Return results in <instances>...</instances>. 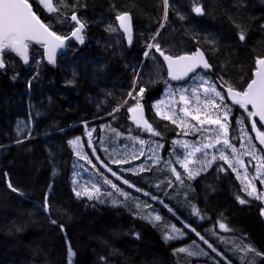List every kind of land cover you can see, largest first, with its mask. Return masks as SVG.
Returning <instances> with one entry per match:
<instances>
[{"label":"trees","instance_id":"1","mask_svg":"<svg viewBox=\"0 0 264 264\" xmlns=\"http://www.w3.org/2000/svg\"><path fill=\"white\" fill-rule=\"evenodd\" d=\"M29 1L42 20L62 36H68L73 29L71 23L61 22L72 14V9L65 4H76V14L86 21L87 27L84 44L71 42V50L68 48L66 54H61L55 66L45 62L43 48L38 45L30 48L35 60L32 59L29 68H25L15 54L4 56L7 64L10 62L14 67L0 72V264H68L69 247L75 253L73 264H198L208 261L186 253L174 254V250L183 245L179 241L182 236L164 240L168 230L166 218L182 223L165 208L161 198L152 200L123 183L128 180L138 188H147L140 182L146 172L131 170L124 174L121 171L131 166L128 162L113 163L112 172H116V176L108 171L109 167L104 166L106 170H103L122 186H129L130 208L77 198L72 186L76 154L68 141L84 135L82 124L95 128L100 141L105 131L101 126L114 120L120 121L119 131L126 135L117 136L116 142L110 144L109 133L107 146L130 143L127 137L131 133L132 137H147V132L141 133L134 127L127 112V107L134 103L127 94L133 91L137 73L141 83L136 85L135 91L140 86L147 89L142 103L149 123L161 135L164 129H172V134H165L170 137L169 142L180 136L177 127L157 115L152 105L169 85L176 90L188 83L170 84L162 58L154 48L147 49L146 43L152 42L150 37L159 29L156 39L166 54L179 56L194 53L199 48L213 66V73L207 74L210 80L220 89V77H223L242 91L253 78L256 58L264 57V30L261 29L264 0H198L204 8L202 16L192 11L194 0H169L167 20L162 0H81V3L65 0V4L53 0L54 6L61 10L60 15L48 13L37 0ZM176 11L186 19L181 20ZM121 12H129L133 18L131 45L116 20ZM236 24L246 29L243 42L239 40ZM109 25L118 30L107 31ZM206 36L218 42V51H213L206 43ZM145 51H149L148 57L144 56ZM39 58L41 63L37 64ZM17 73L18 79L12 80ZM29 79H33L31 88L26 83ZM152 80L157 83H148ZM125 99L128 105L114 114L115 118L110 116ZM225 102L230 103L227 97ZM238 113L239 118L244 116L240 109L233 113V127L237 126ZM245 122L248 135L253 137L251 121L246 119ZM18 125H26L28 131L18 132ZM18 140L22 143H17ZM237 141L239 143L240 139ZM107 155L111 161L126 160L121 152L110 151ZM101 156L105 159L104 154ZM133 164H138L137 159H133ZM237 180L236 199L238 194L244 195L241 180ZM9 181L23 195L13 192L8 187ZM203 181H196V186L197 190H203L197 199L204 209L213 215L224 213L234 231L237 227L252 233L264 252V221L260 212L264 208L263 200L249 201L245 195L248 203L237 205L230 195L231 180L225 178L218 182L207 177L213 184ZM201 183L205 184L204 189ZM214 185L216 191L212 193ZM46 195L47 212L43 207ZM116 196L126 201L120 192H116ZM142 200L161 209L159 212L154 209L161 216L160 222L154 225L135 214V204ZM175 212L178 217L185 215L178 208ZM191 223L200 228L198 222ZM18 228L22 231H17Z\"/></svg>","mask_w":264,"mask_h":264},{"label":"snow or ice","instance_id":"2","mask_svg":"<svg viewBox=\"0 0 264 264\" xmlns=\"http://www.w3.org/2000/svg\"><path fill=\"white\" fill-rule=\"evenodd\" d=\"M195 6L192 11L197 16H202L205 14L203 6H201L198 0H194ZM37 3L41 5L48 13H53L60 15V8L54 6L53 0H37ZM57 3L65 4V0H57ZM77 3H81V0H77ZM163 8H164V19L167 20L168 11L170 8L169 0H162ZM83 6V5H81ZM66 8L72 9V14L69 17L65 16V20H69L74 22V28L70 34V36H62L57 34V32L52 31L51 27L48 24H45L40 17L33 11L32 4L29 0H0V70H5L7 67H14L9 62L6 64L4 56L15 54V56L19 57L24 65L30 64V53L29 49L33 47V45H41L43 47V57L46 58L47 62L51 65H55L57 62L58 50L61 53L65 48H69L65 42L69 41L72 38H75L80 44H84V31L87 27L86 21L81 20L76 14V4L66 5ZM176 14L179 16L181 20L186 19L184 15H182L179 11H176ZM116 20L119 22V29L122 30V35L127 36V41L129 45L132 43L133 39V28H132V18L129 12H121L116 16ZM164 25L161 24V28ZM238 31V36L240 41H244L246 38V29L242 27L241 24H236ZM261 29L264 30V25H261ZM109 32H116L118 29L109 25L106 29ZM157 36H159V29L157 33L150 37L151 43H146L147 49H155L160 56L163 57L164 61L167 62L168 67V75L172 80H182L184 77H187L189 73H195L196 69H210L212 67L211 64L208 63L207 59L204 57V53L199 50L192 54H185L179 56L167 55L165 51L161 48L160 43L157 42ZM194 39L196 37H193ZM206 43H208L213 51H218V42L214 38L204 37ZM149 51H145L144 56H149ZM32 59L35 60V56H32ZM37 64L41 63V61L37 60ZM256 67L253 72V78L250 82L247 83V87L242 91L238 90L236 87L232 85L227 80H224L223 77H220L221 88L218 89L216 83L211 82L210 80H206L203 77H200V83L197 87L191 89L190 95L187 94V89H176L174 92H169L167 101L165 99H161L156 101L152 108L155 109L156 114L161 116L162 119L170 121L172 125H175L177 128L181 130L183 135H189L190 133L194 134H204V139L208 140L209 143L200 144L197 146L196 143L189 144L188 141L185 140H174L173 144L178 145L184 149L183 159L180 156L176 157L175 164H178L181 168L184 169L187 177L189 179H195L202 172H206L208 168L212 166L214 162L217 160L223 161L224 164H227L228 169H231L233 173L236 174L237 179L241 180L242 185H244V191L247 192L248 196H253L256 194L255 184L252 183L254 179H260L261 183H264V156H257V149L255 144H251L252 137L248 135L247 129L243 127L245 120H251V129L255 132V139L259 141L260 145H264V131H261L260 128L257 127V121L252 119L253 117H259V121L262 122V126H264V57H257L255 61ZM19 73L11 77L12 80L18 79ZM191 79H196L197 77L194 75L190 77ZM35 79V77H33ZM33 79H29L26 83L29 88H31ZM70 83H74L71 81ZM141 80L139 78V73H137V79L134 80L133 91L136 89V85L140 84ZM150 84H155L157 81L152 80L149 81ZM165 84H168V81H165ZM169 87H171L169 85ZM203 90V99L201 97L200 90ZM223 89V90H221ZM146 87L140 86L138 91H135V95L133 91H130L127 96L131 98L134 103L131 106L127 107V112L132 115L129 117L136 125L138 129L141 131H145L151 133L154 136H160L161 133L155 131L152 127V124L144 116V104L142 103L144 94L146 92ZM176 92L179 93V100H175ZM226 96L231 100V104L226 103ZM129 101L125 99L122 104L118 105L117 108L113 109L112 113H109L110 116L114 117V113L120 111V108L128 105ZM180 104L181 106L178 109V113L182 114L178 116L176 105ZM238 105L241 109H243L247 116H241L236 120V124L240 125L241 136L240 139L244 140L247 138L248 144H251L250 150H245L243 153L239 152V150L232 144L229 138V128H230V120L232 107ZM251 105L252 110L248 111V106ZM169 107L171 108V114H165L161 111V108ZM188 118H191L192 121L196 123L188 122ZM215 126V127H212ZM86 135L90 138L92 135V131H87V124H85ZM18 132L28 131L27 126L18 125ZM115 132V130H112ZM116 136L122 135L119 132H115ZM30 138V137H29ZM132 138V137H130ZM136 140L141 148L145 145L146 141L144 139H140L138 137L132 138ZM17 143H22V141L18 140ZM68 144L73 147L76 151V154L79 156V149L82 148V141L80 137H76L74 140H69ZM88 144L91 147L92 141L88 140ZM220 146V147H217ZM157 148L163 147L161 144H156ZM241 148H245V144H241ZM208 149H216L218 154H211L210 159ZM230 149V153L227 151ZM93 155H95V148L92 149ZM151 151V149H150ZM175 152V149L173 150ZM264 151V149L259 150ZM196 153H201L203 158L197 159ZM145 153L143 150L139 152V155H134V159H138L139 156H143ZM244 156L251 157V160L248 161L250 165L252 160L259 159V163L255 166V174L249 178L248 167L245 164L243 159ZM231 157V158H230ZM87 159V156L84 157ZM99 159V157H96ZM154 162H159V157L153 153V156L150 157ZM115 164L127 163V160L121 161L119 159H115L112 161ZM91 163V160H89ZM103 163V161H101ZM170 171L175 176L176 180L183 183V179L181 177L180 172L176 170L174 166H172L173 162H168ZM199 164L200 168L198 170H193L190 165ZM224 164H221L217 169L218 172H225L226 169ZM106 168L107 165H104ZM95 167V165H93ZM243 170L241 173L240 170ZM144 166H140V171H144ZM109 172H112L111 168H108ZM135 174V173H134ZM7 175V174H5ZM113 176L117 174L112 172ZM118 179H123L122 177H117ZM105 183L111 184L112 188L116 189L117 192H120L122 196L125 197V200L129 198V194L121 191L119 187L112 183V181L105 178ZM124 184H129L128 180H123ZM134 187V185H130ZM171 186V183L169 184ZM8 187L13 192H18L23 195L19 189L13 186V184L9 181ZM51 188V185H49ZM251 189V190H249ZM77 198L87 197L89 201H99L100 203H105L106 201L102 199V195L111 196V193H102L101 188L93 184L91 187H83L81 190L73 189ZM137 191H141L137 189ZM145 195H151L150 193H145ZM153 200L158 199L157 197H151ZM256 199H264V196L256 195ZM240 204H246L248 201L239 195L237 196ZM111 203L113 205L122 204V201H118L116 199H112ZM44 210L47 212L49 210V205L47 203V195L45 196V203L43 205ZM136 215H139L140 218L147 220L149 223L157 224V222L161 221V216L155 213V210L152 209V206L139 202L135 204ZM261 215H264V208L260 209ZM193 214L199 215L198 209L193 206ZM53 224L56 221H52ZM62 227V226H61ZM190 227V226H185ZM219 228L224 231H231L227 225L223 222L219 223ZM17 231H22L21 228L16 229ZM195 232V229H191ZM182 235V230L177 229L175 225L172 226L171 232L165 231L164 240L169 241L173 239H179ZM199 236V233H196ZM137 238L139 235L137 234ZM201 240H204L203 236H200ZM222 239V238H221ZM207 243V241H205ZM209 248L212 249L213 252H217L215 248L212 247L211 244L208 245ZM237 252H253L255 253V249L251 245L244 246L241 249L239 246L235 249ZM177 253H186L189 256H207L208 253L203 250H190L186 247H180L174 250V254ZM256 255H260L259 253H255ZM75 253L72 252L69 247V264H71L72 257ZM217 255L222 256V253H217ZM245 257H242L244 259ZM105 259V258H101ZM226 264H231L230 261H227V258H224ZM219 264V262H217Z\"/></svg>","mask_w":264,"mask_h":264},{"label":"rangeland","instance_id":"3","mask_svg":"<svg viewBox=\"0 0 264 264\" xmlns=\"http://www.w3.org/2000/svg\"><path fill=\"white\" fill-rule=\"evenodd\" d=\"M61 22L63 24L67 22L71 23V25L74 28V24L70 20L68 21L61 20ZM39 61H41L40 58H39ZM196 77L197 78L195 80L191 79L187 85H185L184 87H181L183 89H187L188 90L187 94L189 95L191 93V89L197 87V85L200 83V79H199L200 77H203L206 80H210L209 76H207V74L203 72H199L196 75ZM174 91L175 90L171 87L166 88L163 96L158 100L165 99L167 101L168 93L174 92ZM200 92H201V97L203 99V90L201 89ZM175 100L177 101L179 100L178 92H176ZM180 106H181L180 104L176 105L177 113H178V109ZM235 107L240 109L245 117L247 116V113L243 109H241L238 105H235L232 107L231 116L229 117V120L231 122V125L229 128V138L232 144H234L235 147L241 153H243L246 149L250 150L251 144H255L256 149L258 150L257 156L258 157L264 156L263 152L259 151V148L256 145L254 139H252L251 144H248L247 138H245L244 140L240 139L241 126L237 125V127L236 126L233 127L232 125V117L235 113H237V110H238V109H234ZM161 111L164 112L165 114H171L170 106L169 107L162 106ZM248 111H250L249 108H248ZM179 115H182V114L178 113V116ZM119 122L120 121L114 120L112 122L103 124L101 128H104L105 131L104 133L100 135L101 136L100 141L98 137L99 134H97V131L95 128H94L95 131H92L93 130L92 127H87V131H92V135L90 138L86 135V129H85L84 135H77L72 139L74 140L76 137H80L82 141V145H83L82 148L79 149L80 151L79 156L76 154V151L74 150L76 154V161L74 164L73 175H72V186L74 189L81 190L85 186L91 187L93 184H96L101 188L102 193L112 194L111 196L102 195L101 198L106 201L105 203H102V204H109L110 206H114V207L123 206L126 208H130L129 206H130L131 201L128 199L122 204H118V205H113L111 203L112 199H116L118 201H122V200H119V198H117L116 196L117 190L112 188L111 184L107 185V183H105L104 181H105V178H107L108 180L112 181V183L116 184L119 187V189H121V191L126 192L128 194H129L128 192L129 190L127 189V187H129L130 185H134V184L131 182V184L129 183V186L125 187V186H122L120 183L114 181L112 177L109 176V174L103 170V169L106 170V168H104V165L102 166L100 162V161H103V164L107 165L111 169H114L113 162L110 160L107 154L110 151L115 152V153L121 152L128 162L127 165L131 164V166L127 167L126 170H121L124 174H128L129 171L131 170L133 171L135 170L140 173L146 172L144 173L143 178L140 182L143 183L147 188L143 187L144 189H142V188L136 187L135 185L132 188L140 189L141 191H138L140 193H150L151 195H147L149 198L153 197L152 195H156V197L161 198L163 200L162 204H165V208L169 210L171 214L176 216L177 220L182 223L183 226L179 224L177 221H175L174 219H171L170 217L166 218L168 221V222L166 221L168 223V230L170 232L172 230L173 225H175L177 229L182 230V235H181L182 239L179 240L181 244H183L181 247H186L193 251L203 250L207 252L208 255L207 256L202 255L200 256V259L208 260L210 263H213V264H217V262H219V264H226V261L224 259L225 257L227 258V261L231 262V264H264V252L262 251L261 247L257 244L256 238L252 235V233H247L243 229H240L237 227H235V231H234L232 229V226H229L228 224H227V227L231 231H224L220 229L219 223L222 222V219L218 217L217 215H213L212 213H209V211L208 213L205 212L204 207L201 205V203H199V199H200L199 196L201 197L202 195H200V192L199 190H197V186H196V181L198 180V178L189 179L186 173L184 172V169L181 168L178 164L174 163L177 156H180L181 159H183V156H184V149L178 145H174L173 144L174 140H185V141H188L190 145L192 143H196L197 146H199L200 144L209 143L208 140L204 139V134L198 135V134L190 133L189 135L185 136L181 133V130L177 128L179 130V133H181V135L169 142L170 137H167V135L165 134H168V135L172 134L173 132L172 129H164L163 132L165 133H163L160 136H154L151 133L147 132L148 134L147 137L146 135L135 136L140 139H144L146 141L143 148H141L139 143L136 140L132 139L135 137H132L133 135L131 133L127 137L130 143L120 144V147L116 144L114 146H107L106 139L109 133H110L109 135L110 144H113V142H116L115 139L116 138L118 139V137L124 134L123 132H120L121 130L119 131V129H121L117 126ZM188 122L196 123L195 121H192L191 118H188ZM82 125L85 128V124H82ZM122 126H124V123L122 124ZM134 127H136V125H134ZM212 127H215V126H212ZM243 127L247 128L246 122L244 123ZM106 128L108 129L106 130ZM112 130H115V132H119L122 135L117 137L115 135V132H113ZM261 131H264V130H261ZM140 132L145 134V131L140 130ZM89 139H91L92 141L91 147L88 144ZM102 139H105V140H103L102 142ZM238 139H240L239 143L237 141ZM157 143L163 145V147L157 148L156 147ZM242 143L245 144V148H241ZM217 147H220V146H217ZM93 148H95V155H93V151H92ZM105 148H110L111 150L105 151L104 150ZM174 149H175V152L173 151ZM141 150H143L145 154L143 156H139V158L137 159L138 164H133V159H134L133 156L134 155L138 156ZM207 151L209 153V157H208L209 159L211 157V154H218L216 152V149H208ZM227 151L230 153L231 150L228 149ZM153 153H155V155L159 157L158 163L154 162L153 159H150V157L153 156ZM101 154H104L105 159L101 156ZM85 156H87V159L84 158ZM96 157H99V159H97ZM142 158L143 160L140 162ZM196 158L202 159L203 156L201 153H196ZM243 159L245 161V164L248 167L249 178H251L255 174V166L259 163V159L252 160V163L250 165L248 164V161L251 160V157L244 156ZM89 160H91V163H89ZM170 161L173 162L172 166H174L176 170L180 172L181 177L183 179V183L177 181L173 173L170 171L169 163H168ZM219 164H224V162L217 160L216 162L212 164V166L216 167ZM93 165H95V167H93ZM226 165L227 164H224V166ZM140 166H144L145 170L140 171ZM212 166L210 168H212ZM190 167L193 170H198L200 168V165L192 164L190 165ZM210 168H208L207 171H209ZM207 171L202 172V173H207ZM240 171L241 173H243L242 169ZM262 171H264V169H262ZM213 173L214 172H212L210 176H207L205 174L206 176L205 178L214 176ZM220 178H229V177L226 176V177H220ZM203 182L208 183L207 180H204ZM170 183H171V186H169ZM252 183L255 184L257 191L255 195L251 197L248 196V198H250L249 201H251V199L256 200L255 199L256 195L264 196V183H261L260 179H254L252 180ZM204 187H205V184L203 188ZM243 188H244V185H243ZM238 195L248 200L247 198L244 197L245 195H247V192L244 191V195H240V194ZM197 197L199 199H197ZM82 198H87V197H82ZM166 199H168V201ZM262 200L264 202V199ZM141 202L151 205L152 208L158 212L161 210L159 207H156L153 203L145 202L143 200ZM193 206H195V208L198 209L199 215L193 214ZM176 208L184 211L185 215L183 217H178L177 212H175ZM191 222H194V223L198 222L196 224L200 225V228L199 227L196 228V226H193ZM199 222H202V224H199ZM186 225L190 227H185ZM193 228L195 229V232L191 230ZM186 230H190L193 233V235L196 236V238L191 233L186 232ZM196 233H199L200 235L197 236ZM200 236H203L204 240H201ZM205 241H207V243H205ZM209 244H211L212 247L217 250V252H213L212 249L208 247ZM246 245H251L255 249V253H259L260 255H256L255 253L250 252V251L249 252H244V251L237 252L235 250L237 246L243 249L244 246ZM71 250L74 253L72 248ZM217 253L223 254L222 256L218 255L220 257V260L217 257ZM242 257H245V258L242 259ZM74 258H75V255L72 257L71 264L74 263ZM206 262L205 261L199 262L198 264H207Z\"/></svg>","mask_w":264,"mask_h":264},{"label":"water","instance_id":"4","mask_svg":"<svg viewBox=\"0 0 264 264\" xmlns=\"http://www.w3.org/2000/svg\"><path fill=\"white\" fill-rule=\"evenodd\" d=\"M30 2V1H29ZM33 7V6H32ZM33 11H35L34 10V8H33ZM36 12V11H35ZM36 14L38 15V13L36 12ZM131 15V14H130ZM39 16V15H38ZM40 17V16H39ZM79 17V16H78ZM131 18H132V15H131ZM40 19L42 20V18L40 17ZM43 21V20H42ZM44 22V21H43ZM45 23V22H44ZM73 24H74V22H72ZM46 24V23H45ZM75 26V25H74ZM132 28H133V33H134V23H133V18H132ZM51 30L52 31H54L52 28H51ZM85 31H86V29H85ZM85 31H84V33H83V35H84V39H85ZM122 31V30H121ZM58 34V33H57ZM71 34V33H70ZM70 34L68 35V36H70ZM60 35V34H59ZM71 42H75V43H77V44H80L77 40H75V38H72V39H70L69 41H66L65 43L67 44V45H69ZM39 46H41V45H39ZM68 48H65L64 50H63V52H65L66 50H67ZM201 52H203L204 53V57H205V59H207V61H208V63L209 64H211V62L209 61V59H208V57H207V55H206V53L203 51V50H200ZM29 53H30V49H29ZM61 54H63V53H61V51L60 50H58V56H57V61H58V58H59V56L61 55ZM159 54V53H158ZM187 54H192V53H187ZM31 55V54H30ZM167 55H170V54H167ZM182 55H185V54H182ZM159 56H160V54H159ZM161 58H162V60H163V62H164V64H165V67H166V69H167V73H168V67H167V62L166 61H164V59H163V57L162 56H160ZM45 58V57H44ZM20 59V58H19ZM21 60V59H20ZM22 61V60H21ZM45 61H46V63L48 64V65H50V66H55L56 64H57V62H56V64L55 65H51V64H49L48 62H47V60H46V58H45ZM6 62V61H5ZM23 63V62H22ZM7 64V63H6ZM30 64H31V56H30ZM30 64L29 65H24L26 68H28L29 66H30ZM212 65V64H211ZM6 70V69H5ZM1 71H4V70H0V72ZM200 71H202V72H204V73H206V74H212L213 73V66L210 68V69H203L202 67L201 68H198V69H196V72L195 73H189L188 74V76L187 77H184L182 80H172L170 77H169V75H168V81L171 83V84H173V85H181V84H185V83H187L188 81H190L191 80V78L190 77H192V76H194V75H197ZM223 90V89H222ZM230 102H231V100L230 99H228ZM248 107H250L251 108V105H249ZM252 109V108H251ZM132 114L131 113H129V117L131 116ZM144 116H145V118L147 119V111H146V109L144 108ZM130 119V118H129ZM253 119H255L256 121H257V127L259 128V126H258V124L261 126V127H264V126H262V122H260L259 121V117H253ZM130 121L131 122H133L131 119H130ZM134 123V122H133ZM253 134H254V136L256 135L255 134V132H253ZM256 143H257V145L261 148V149H264V145H260V143H259V141L258 140H256ZM262 219H263V221H264V215H262Z\"/></svg>","mask_w":264,"mask_h":264},{"label":"flooded vegetation","instance_id":"5","mask_svg":"<svg viewBox=\"0 0 264 264\" xmlns=\"http://www.w3.org/2000/svg\"><path fill=\"white\" fill-rule=\"evenodd\" d=\"M248 108H249V107H248ZM249 110H251V109L249 108ZM239 116H240V113H238V114L236 115V119H238ZM252 119H253V118H252ZM224 167H225V169H226L225 172H218L217 169H218L219 167L216 166V167H212V168H210L209 171H207V173H201V174H200L199 176H197L195 179L198 178V180H199V179L207 180V178H205V177H206L205 174H206L207 176H210V175L212 174V172H214V173H213L214 176H212L213 181L216 180V181H218V182H222L225 178H220V177H226V176H228L229 178H227V180H231V183H230V184H231V189H229V190H230V195H231V197H233L234 202H235L237 205H239V204H240V203H239V200L236 199V198H234L235 193H236V191H237V187H238V180H237L236 174L233 173V172L231 171V169H228V166H224ZM211 170H212V172H211ZM198 180H197V181H198ZM208 183H209V184H213V182H210V181H208ZM228 183H229V181H228ZM230 184H229V187H230ZM201 185L204 186V183H201ZM214 187H216V186L214 185V186L212 187V193H215V191H216V189H214ZM203 189H204V188H203ZM199 192H200V195H202L203 190H201V191H199ZM205 212L208 213V210H205ZM217 216L220 217V218L222 219V222H223V223H225L226 225L228 224L229 226H231V225H230L231 222L229 221V218H228L224 213L217 214ZM189 233L192 234V232H189Z\"/></svg>","mask_w":264,"mask_h":264}]
</instances>
